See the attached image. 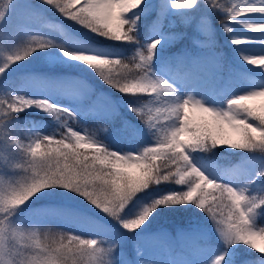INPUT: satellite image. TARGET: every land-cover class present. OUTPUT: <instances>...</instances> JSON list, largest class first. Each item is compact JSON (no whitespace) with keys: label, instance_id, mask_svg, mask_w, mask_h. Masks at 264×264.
Listing matches in <instances>:
<instances>
[{"label":"snow or ice","instance_id":"1","mask_svg":"<svg viewBox=\"0 0 264 264\" xmlns=\"http://www.w3.org/2000/svg\"><path fill=\"white\" fill-rule=\"evenodd\" d=\"M43 3L97 36L137 47L131 56L121 57L69 49L49 38L31 36L14 53L6 54L7 63L0 66V77L11 65L33 53L59 48L69 60L94 69L105 83L124 95L151 96V103L129 107L152 132L155 142L138 153L117 152L96 139L95 133L75 130L69 125L68 120L76 116L70 108L54 105L48 99L0 94V123L33 106L54 114L57 119L65 117V130L59 135L35 133L27 139L11 138L23 160L5 161L9 167L20 170L18 178L0 175V264H118L120 236H109L101 227L89 228L92 238L45 231L43 239L40 230L17 227L12 220L15 212L38 193L55 188L83 196L118 222L125 233L135 236L141 255L145 248L157 247L158 240L170 249L179 244L193 256L206 247L211 239L206 230L181 231L180 241H173L162 232L153 236L144 234L159 209L194 205L211 221L223 245L211 264H227L228 249L238 244L260 253L259 264H264V223L260 222L264 218V192L253 194L252 179L225 180L207 172L193 158V153L212 152L225 146L264 155V81H255L252 90L228 99L226 108H217L192 95L181 98L177 87L154 68L165 40L162 29L169 5L189 16L188 22L198 35L204 34V39L193 38L195 45L206 50L193 63L208 62L219 69L222 65L220 54L215 51L217 30L208 23L207 12L197 13L201 8L222 12L225 19L220 25L232 37V43L239 46L254 41L235 37L231 25L241 22L242 17L264 15V0H243L230 6L221 0H160L159 14L153 22L156 38L149 42L139 38L141 17L137 10L142 9L145 0H43ZM16 4L17 0H0V23L9 17ZM244 27L260 34L261 39L255 42L264 44V22L244 23ZM188 56L184 52L177 59ZM241 56L247 64L264 69V54L241 53ZM256 175L264 176V168ZM165 182L181 186V190L140 202L142 193ZM140 264L158 262L142 258ZM172 264L189 261L182 257Z\"/></svg>","mask_w":264,"mask_h":264},{"label":"rangeland","instance_id":"2","mask_svg":"<svg viewBox=\"0 0 264 264\" xmlns=\"http://www.w3.org/2000/svg\"><path fill=\"white\" fill-rule=\"evenodd\" d=\"M221 3L230 6L233 3H243V0H221ZM159 5L160 0H154L142 10H137V14L141 17L139 38L144 42L156 38L153 22L159 14ZM155 12L157 15H154ZM204 12L210 16L208 23L212 25L213 30H217L215 51L220 54L222 67L217 69L208 62L193 63L194 60L199 61L206 52L193 43V38L204 39V34L198 35L194 26L188 22L189 16L172 9L169 5L162 29L165 40L154 61V68L157 74L177 87V95L181 98L192 95L209 106L226 108L228 99L252 90L255 81H264V69L247 64L241 56V53L264 54V44L255 42L261 39L260 34L244 27L245 17L240 18L241 22L231 25L234 29L233 35L254 42L237 46L232 43V37L224 33L220 25L225 19L224 14L201 8L197 15ZM31 36L49 38L69 49L79 48L96 54L108 53L121 57L131 56L137 47L97 36L65 18L54 7L43 3V0H27V2L17 0L14 11L3 23H0V66L7 63L6 54L14 53ZM184 52H188L189 56L184 60H178L177 57ZM182 62H185L188 68H176L175 64ZM52 68L85 75L95 81L97 92L92 94L83 87H77L70 93L52 94L40 81L34 80L30 84L21 81V78L25 79L27 76L25 74L22 76L23 73L32 74ZM109 87L94 69L78 61L69 60L59 48L33 53L26 60L11 65L7 73L0 77V94L12 93L33 99H48L54 105L70 108L76 116L75 119H69L68 123L75 130L87 129L95 133L96 139L103 141L111 150L138 153L153 144L155 137L144 122L137 121L136 118L139 116L131 111L129 106L152 102V97L146 94L129 97ZM143 95L146 98H143ZM86 108L90 114L87 119L81 117L82 112H86ZM88 119L93 120L92 125L87 122ZM35 133L59 135V123L52 119L48 112L35 106L14 114L11 120L0 123V175L13 179L21 174L19 169H13L5 163L9 158L16 162L23 160V155L10 142L11 138L27 139ZM193 158L194 162L207 172L225 180L252 179L254 183L250 188L253 194L264 192V176L256 175L259 169L264 168V155L258 152L240 151L225 146L212 152L193 153ZM179 190L181 186L170 182L162 183L150 188L147 193H142L139 200L146 203L153 197ZM34 200L41 205L62 204L67 208H64L62 215L35 212L32 205ZM12 220L21 230H40L42 239L45 231L52 233L61 231L81 235L83 238H92L89 235V228L101 227L109 236H120L117 249V254L120 256L118 264H140L142 258H151L158 264H172L182 257L186 258L189 264H211L223 249L211 221L194 205L159 209L154 219L145 227L144 234L153 236L162 232L171 240L180 241L181 231L194 228L206 230L210 233L211 239L195 256L179 244L170 249L162 240L155 242L157 247L145 248L141 255L133 234L125 233L118 222L94 207L83 196L63 188L47 189L42 194L38 193L15 212ZM260 222L264 223V218H261ZM260 255L248 246L238 244L228 249L227 264H259Z\"/></svg>","mask_w":264,"mask_h":264},{"label":"trees","instance_id":"3","mask_svg":"<svg viewBox=\"0 0 264 264\" xmlns=\"http://www.w3.org/2000/svg\"><path fill=\"white\" fill-rule=\"evenodd\" d=\"M154 0H145V5L142 6V8H144L148 3L153 2ZM142 10V9H141ZM140 11V10H139ZM154 15H157V13L155 12ZM153 15V16H154ZM152 16H150L151 18ZM64 30V29H63ZM68 36V35H67ZM176 68L182 69L187 67L188 65L185 62H182V64H175ZM27 75L25 77V79L21 78V81L23 83L26 84H30V82L32 81H40L43 83L44 87L52 94H56V93H70L72 92L74 89H76L77 87H83L85 88L87 91H91V93H96L97 92V84L95 83L94 80L86 77L83 74L77 73V72H63L61 70H57V69H42L36 73H23V75ZM110 89L115 90V88H111ZM116 91V90H115ZM141 95V94H140ZM147 95V94H146ZM143 98H146L145 95H143ZM138 97V96H135ZM151 98V96H150ZM147 103H151V102H147ZM88 108L85 109V111ZM90 110V109H89ZM89 112H82L81 117L83 118H89ZM49 116L52 119H55V121L57 123H59V128H60V133L63 132L65 129L63 128V123L65 120L64 116H61L59 119L56 118V116L54 114H50ZM138 122L143 123V121L138 117L136 118ZM87 122L92 125L93 124V120L88 119ZM165 183H169V182H165ZM35 201V200H34ZM36 202V204H35ZM32 205H33V211L35 212H43L46 214H58V215H62L64 212V208H67L65 205L62 204H48V205H41L40 203H38V201H35ZM70 212V210L68 211ZM55 233H62L61 231H56Z\"/></svg>","mask_w":264,"mask_h":264},{"label":"bare ground","instance_id":"4","mask_svg":"<svg viewBox=\"0 0 264 264\" xmlns=\"http://www.w3.org/2000/svg\"><path fill=\"white\" fill-rule=\"evenodd\" d=\"M246 18V23L264 22V15H251Z\"/></svg>","mask_w":264,"mask_h":264}]
</instances>
